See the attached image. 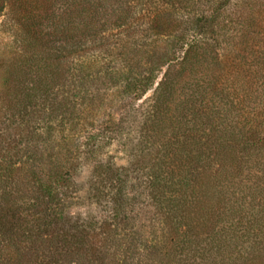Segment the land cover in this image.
I'll list each match as a JSON object with an SVG mask.
<instances>
[{
  "label": "trees",
  "instance_id": "obj_1",
  "mask_svg": "<svg viewBox=\"0 0 264 264\" xmlns=\"http://www.w3.org/2000/svg\"><path fill=\"white\" fill-rule=\"evenodd\" d=\"M0 264H264V0H0Z\"/></svg>",
  "mask_w": 264,
  "mask_h": 264
},
{
  "label": "rangeland",
  "instance_id": "obj_2",
  "mask_svg": "<svg viewBox=\"0 0 264 264\" xmlns=\"http://www.w3.org/2000/svg\"><path fill=\"white\" fill-rule=\"evenodd\" d=\"M151 96L152 93H149L141 101H121L118 107L116 106L114 108V110H116L112 117H114L119 122L120 136L116 138L117 140H115L112 145L107 146L102 150L100 159L108 160L111 158L118 166L128 165L130 146L132 143H134L139 133V117L137 115V110L139 109L140 105L143 104L144 100ZM111 111L108 109L103 116H106L107 118ZM111 131H114V129L107 128L106 134L110 135ZM68 148L71 150L74 149V147L71 145H68L67 147L66 144H62V146H60V150L62 149L63 151V156L68 154L66 152ZM93 164L94 162H83L78 173L75 175V180L79 185L80 191L73 201L71 207V211L73 213L87 214L95 211V206L90 199L88 190Z\"/></svg>",
  "mask_w": 264,
  "mask_h": 264
}]
</instances>
